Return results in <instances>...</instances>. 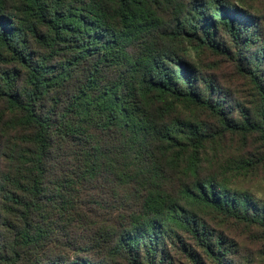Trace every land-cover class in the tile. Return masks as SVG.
Here are the masks:
<instances>
[{
  "label": "trees",
  "instance_id": "obj_1",
  "mask_svg": "<svg viewBox=\"0 0 264 264\" xmlns=\"http://www.w3.org/2000/svg\"><path fill=\"white\" fill-rule=\"evenodd\" d=\"M235 1L0 0V264H264L239 186L264 175V0Z\"/></svg>",
  "mask_w": 264,
  "mask_h": 264
},
{
  "label": "rangeland",
  "instance_id": "obj_2",
  "mask_svg": "<svg viewBox=\"0 0 264 264\" xmlns=\"http://www.w3.org/2000/svg\"><path fill=\"white\" fill-rule=\"evenodd\" d=\"M236 0L235 3H238ZM259 9L264 11V2L259 3ZM200 68L203 72L215 77L216 82L232 93L231 99L237 97L243 100L250 94L249 86L246 80H244L236 71L235 67H231L223 62H215V60L206 59L203 57ZM227 181V180H226ZM240 187L247 189L253 198L264 203V175L259 179L245 180L240 179ZM184 264H192L189 261H185Z\"/></svg>",
  "mask_w": 264,
  "mask_h": 264
}]
</instances>
